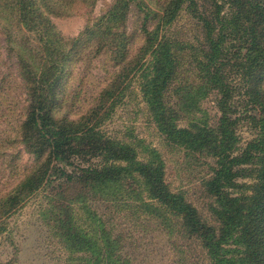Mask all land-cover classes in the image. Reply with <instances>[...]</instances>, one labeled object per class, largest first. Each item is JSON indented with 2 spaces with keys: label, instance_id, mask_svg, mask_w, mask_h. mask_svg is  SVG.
<instances>
[{
  "label": "trees",
  "instance_id": "1",
  "mask_svg": "<svg viewBox=\"0 0 264 264\" xmlns=\"http://www.w3.org/2000/svg\"><path fill=\"white\" fill-rule=\"evenodd\" d=\"M97 1L0 0L1 29L28 84L17 136L36 156L0 197V235L7 218L59 175L116 194L139 219L156 216L169 233L204 249L203 264H264V0H114L78 36L57 28L54 17L91 11ZM135 6L143 13L136 33L143 41L133 54L128 23ZM104 54L117 69L96 103L77 118L63 113L68 66ZM134 78L166 143L204 158L208 209L172 187L157 148L104 127ZM210 97L213 120L202 108ZM63 227L67 245L87 264H137L120 235L104 228L94 236L71 215Z\"/></svg>",
  "mask_w": 264,
  "mask_h": 264
},
{
  "label": "rangeland",
  "instance_id": "2",
  "mask_svg": "<svg viewBox=\"0 0 264 264\" xmlns=\"http://www.w3.org/2000/svg\"><path fill=\"white\" fill-rule=\"evenodd\" d=\"M114 0H98L90 11L80 10L71 16L54 17L57 28L66 37L78 36L87 23L100 17ZM143 13L134 7L129 17V31L139 32ZM38 45L36 33L31 34ZM143 41L136 34L131 53ZM16 51L9 50L0 26V197L13 188L35 164L36 156L18 139V127L27 106V81L18 70ZM37 61L41 60L36 55ZM62 77L58 107L77 118L95 103L102 89L117 69L107 55L93 58L91 63L71 62ZM78 63V64H77ZM64 83V84H63ZM203 112L210 120L217 115L213 97L203 102ZM62 116L63 114H57ZM104 127L116 135L157 148L166 162L168 180L174 189H182L190 199L200 202L204 210L209 200L202 178L207 174L204 158L189 155L183 148L166 143L147 110L140 91L139 78H134L123 102L106 119ZM243 138L250 135L244 126ZM122 199L107 190L50 175L48 181L7 218V230L0 235V264H87L85 254L65 241L63 221L70 215L73 222L94 236L106 229L122 238L123 251L132 254L137 264H203L204 249L175 231L173 234L156 216L145 213L137 218L134 210L121 207Z\"/></svg>",
  "mask_w": 264,
  "mask_h": 264
}]
</instances>
